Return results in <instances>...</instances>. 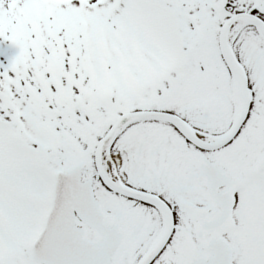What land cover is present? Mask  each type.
I'll use <instances>...</instances> for the list:
<instances>
[{"label": "snow or ice", "instance_id": "obj_1", "mask_svg": "<svg viewBox=\"0 0 264 264\" xmlns=\"http://www.w3.org/2000/svg\"><path fill=\"white\" fill-rule=\"evenodd\" d=\"M0 264H264V0H0Z\"/></svg>", "mask_w": 264, "mask_h": 264}]
</instances>
